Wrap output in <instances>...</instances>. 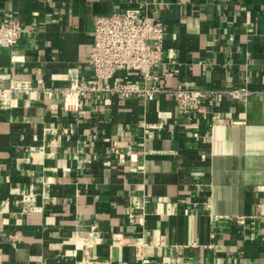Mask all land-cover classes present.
I'll return each mask as SVG.
<instances>
[{
  "label": "crops",
  "instance_id": "crops-1",
  "mask_svg": "<svg viewBox=\"0 0 264 264\" xmlns=\"http://www.w3.org/2000/svg\"><path fill=\"white\" fill-rule=\"evenodd\" d=\"M145 2L173 85L254 93L190 116L169 93L67 111L48 89L91 78L95 17ZM9 12L0 264H264V0H0V23Z\"/></svg>",
  "mask_w": 264,
  "mask_h": 264
},
{
  "label": "built area",
  "instance_id": "built-area-1",
  "mask_svg": "<svg viewBox=\"0 0 264 264\" xmlns=\"http://www.w3.org/2000/svg\"><path fill=\"white\" fill-rule=\"evenodd\" d=\"M148 8L145 2L110 15L96 16L93 49L89 57L91 78L80 81L74 74L69 87L48 89L49 94L57 92L63 97L67 111L79 113L85 105H96L107 95L146 102L169 93L176 99L178 111L190 116L204 104L214 109L223 95L237 100L254 93L246 87L217 90L189 87L182 83L173 85L170 80L180 74L181 68L166 58L164 21L151 16ZM21 33V22L9 12L0 23V47L12 48ZM159 67L162 71L154 72ZM6 91L0 87L1 100L5 98ZM210 119L212 127L222 116L213 111ZM112 153H121L117 142ZM260 216L264 219V213ZM246 219V216L239 217L238 222L244 224Z\"/></svg>",
  "mask_w": 264,
  "mask_h": 264
}]
</instances>
